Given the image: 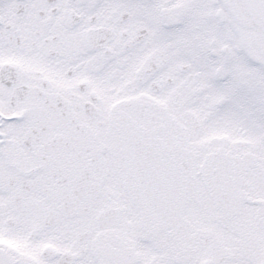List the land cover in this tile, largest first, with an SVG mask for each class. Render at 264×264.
I'll return each mask as SVG.
<instances>
[{
    "label": "snow or ice",
    "instance_id": "1",
    "mask_svg": "<svg viewBox=\"0 0 264 264\" xmlns=\"http://www.w3.org/2000/svg\"><path fill=\"white\" fill-rule=\"evenodd\" d=\"M0 264H264V0H0Z\"/></svg>",
    "mask_w": 264,
    "mask_h": 264
}]
</instances>
